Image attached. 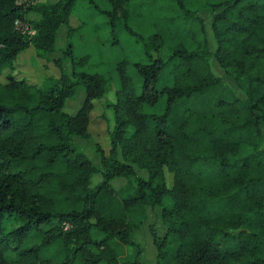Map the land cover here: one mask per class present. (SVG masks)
Here are the masks:
<instances>
[{"label":"trees","instance_id":"1","mask_svg":"<svg viewBox=\"0 0 264 264\" xmlns=\"http://www.w3.org/2000/svg\"><path fill=\"white\" fill-rule=\"evenodd\" d=\"M76 1L0 0V264H142L132 235L149 207L165 227L163 236L150 227L156 264H264V0H175L180 10L149 39L126 23L146 62L134 64L140 89L128 61L118 63L115 102L110 78L78 71L89 57L77 59L71 41L83 27L71 23ZM108 2L109 11L95 8L117 39L131 0ZM196 4L213 12L214 52ZM62 27L65 50L53 59ZM31 63L41 79L25 70ZM169 66L172 86L158 89ZM79 89L84 104L68 114ZM162 97V111L148 112ZM97 102L105 124L106 109L114 113L110 149L97 141L101 167L75 143L93 140ZM113 242L134 258L121 261Z\"/></svg>","mask_w":264,"mask_h":264},{"label":"rangeland","instance_id":"2","mask_svg":"<svg viewBox=\"0 0 264 264\" xmlns=\"http://www.w3.org/2000/svg\"><path fill=\"white\" fill-rule=\"evenodd\" d=\"M31 1L41 4L47 2L56 3L59 0ZM90 1H92V3ZM95 6H97L98 9L102 11L111 10V6L108 0L76 1L71 23L75 26L83 24V27L79 28V30L72 37L71 41L74 45L75 57L77 59L85 56L89 57V63L85 67L78 69V71L92 74L99 73L110 78L112 80V83L109 85L107 100L115 102V92L117 91V86L120 84L119 76L116 71L118 63L124 60L128 61V73L133 79L136 87L140 89L142 78L137 73L134 64L138 62H146L144 46L142 42H139L136 37H132L128 31L123 29V26L127 23L128 26L138 35H142L144 38L149 39L151 36L160 33V30L163 29L158 24L164 22V18H166V16L173 15L180 9L175 0H131L130 4L127 6L130 12L129 18L127 22L125 20L118 21L117 27L118 29H121L118 30L117 39H115L111 34L108 17L102 15L99 11H97ZM191 10L193 12L199 11V16L205 20L206 33L210 44V49L214 52L217 48V44L211 27L213 12L208 8H202L200 10L199 5L197 4L193 6ZM33 18L34 19L31 20H39L41 17L40 15L35 14ZM66 41L67 27H62L57 36L56 51L49 56L53 59L60 58L62 56V52L65 50ZM27 58H29V56ZM40 64L43 63L40 62ZM64 66L68 73L72 71V63L70 60H68ZM21 68L24 67L20 65L19 69ZM34 68L35 65L31 63L25 67V70L27 69L28 71L34 72V75H36V80L38 78L41 79L42 74L40 75L39 73V76H37L38 74L35 70L36 68ZM212 69L217 76L223 78V80L229 87L236 89L235 83L224 75V72L214 60L212 61ZM49 71L52 74L55 73V70L53 68ZM170 71L171 66H169L164 71L161 82L158 83V89H162L165 86H172ZM4 79L5 77H2V80ZM85 98V92L82 89H79L76 96L66 102L65 112L71 115H75L83 106ZM165 102L166 98L162 97L161 103L159 105H157L153 109H151V107H147V111L159 113L162 111V107H160V105L163 104V106H165ZM102 108L103 105L101 104V102H97L95 112ZM106 111L109 112H106L105 115L108 118H111L113 111L111 109H106ZM101 115V111H98L96 113V117H98L92 125L91 132L93 140L84 141L78 138L75 139L76 145L79 146L81 150L87 155V157L99 167H101V160L100 155L97 152V141L101 143L106 151H108L110 149V142L109 138H107L108 130L106 129L107 126L108 129L109 127H113V122L109 119L111 123L105 124L103 120H101ZM136 172L143 178L148 177V173L146 171H142L136 168ZM102 181L103 177L101 174L95 175L92 178L91 187L94 188ZM168 183L171 184L169 176ZM112 184L116 190H121L126 187L127 180L124 178L116 179L112 182ZM160 212L161 210L159 208L151 209L149 207L147 209V220L145 222L147 225L145 226V228H143L140 234L135 235V240L137 241L135 242L140 244L144 249L142 264H156L157 250L153 244L150 227L156 226L157 233L160 236H163L165 234V227L162 225V222L160 220ZM113 247H116L119 259L124 262L132 260L137 252L135 248L132 249L124 245H119L117 242H113Z\"/></svg>","mask_w":264,"mask_h":264},{"label":"crops","instance_id":"3","mask_svg":"<svg viewBox=\"0 0 264 264\" xmlns=\"http://www.w3.org/2000/svg\"><path fill=\"white\" fill-rule=\"evenodd\" d=\"M34 15H35V14H30V15H29V19H34V18H33ZM36 15H37V14H36ZM51 54H52V53H51ZM111 102H113V101H111ZM107 112H109V111H107ZM113 118H114V113L112 114V117L109 118V119L113 122V125H114V120H113ZM146 225H147V224L145 223L141 230H139L138 232H136V234L132 235L134 241H136V240H135V235L140 234L141 231L143 230V228H145ZM164 232H165V230H164ZM136 242H137V241H136Z\"/></svg>","mask_w":264,"mask_h":264}]
</instances>
